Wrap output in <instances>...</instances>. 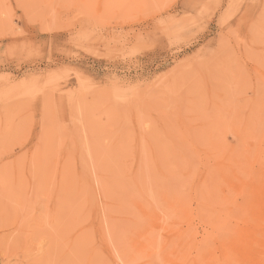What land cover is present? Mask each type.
Instances as JSON below:
<instances>
[{
  "label": "rangeland",
  "instance_id": "obj_1",
  "mask_svg": "<svg viewBox=\"0 0 264 264\" xmlns=\"http://www.w3.org/2000/svg\"><path fill=\"white\" fill-rule=\"evenodd\" d=\"M232 208L264 264V0H0V264H206Z\"/></svg>",
  "mask_w": 264,
  "mask_h": 264
},
{
  "label": "bare ground",
  "instance_id": "obj_2",
  "mask_svg": "<svg viewBox=\"0 0 264 264\" xmlns=\"http://www.w3.org/2000/svg\"><path fill=\"white\" fill-rule=\"evenodd\" d=\"M233 209L234 208L228 210L224 209V211L213 210L215 212V213L213 212V214H211L212 212L211 210L198 211L197 213L198 215L201 214V216L205 218V220L207 219L206 222H208L209 225L211 223L212 229L211 226H209L211 232L207 233L208 235L206 236L205 240H203V242H201V244L199 245V249L197 251L198 255L196 257V260L204 261L206 264H247V262H250L252 264H257L259 262V259L258 257L255 256V252L251 246V242L254 239L250 237V234L248 233V228L245 227L241 228L240 226L238 227L239 224L237 226H234L231 223V219L236 215L242 216L244 214L243 216L244 218L245 215H247L248 213L247 209L245 208L244 210L247 213H244L243 209H238V208L234 210ZM182 211H184L185 216H188V213L191 212L190 210H182ZM239 219L240 218H238V220ZM242 220L245 221L244 219ZM188 232L190 233L192 232V230ZM212 238L217 239V244L215 246L214 244L208 241V239H212ZM115 241L117 244H121L122 242L120 241V236H117ZM187 247L188 246L182 249V251L178 253V255L176 256V259L178 260L181 258L180 259L181 263H179V261L178 262L171 261L172 264L188 263V261L190 260L189 258L190 254L187 251L188 250Z\"/></svg>",
  "mask_w": 264,
  "mask_h": 264
}]
</instances>
